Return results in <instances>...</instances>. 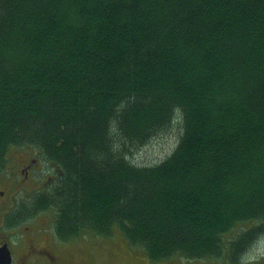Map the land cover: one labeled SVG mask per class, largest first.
Instances as JSON below:
<instances>
[{
  "label": "trees",
  "instance_id": "trees-1",
  "mask_svg": "<svg viewBox=\"0 0 264 264\" xmlns=\"http://www.w3.org/2000/svg\"><path fill=\"white\" fill-rule=\"evenodd\" d=\"M13 147L59 170L28 201L57 240L236 263L264 231V0H0V175Z\"/></svg>",
  "mask_w": 264,
  "mask_h": 264
},
{
  "label": "rangeland",
  "instance_id": "rangeland-1",
  "mask_svg": "<svg viewBox=\"0 0 264 264\" xmlns=\"http://www.w3.org/2000/svg\"><path fill=\"white\" fill-rule=\"evenodd\" d=\"M179 116H176V120L171 127L167 128L165 131L159 132L155 137L147 142L145 146L141 147L139 150L132 154V160L138 164H154L161 161L163 158L167 157L177 144V140L180 136V123L178 122ZM21 147H13L8 151V156L16 155L14 150ZM29 148H22L21 150H28ZM32 151V149H29ZM18 151V150H17ZM19 152H21L19 150ZM34 152V150H33ZM35 153V152H34ZM36 155L43 160L42 154L36 152ZM11 159L9 160V162ZM11 164L7 165V168L0 175V191L15 190L17 189V197H24L28 193L23 191L24 187L19 188L22 180L23 174L19 171L16 172ZM43 175L41 179L46 178L50 181L58 172V168L52 163H47L43 160L42 166ZM12 178L16 181V185H13ZM18 179L21 183L18 182ZM12 180V182H10ZM11 194V193H10ZM9 195V194H8ZM29 196V195H28ZM28 196H25L27 198ZM52 221L53 213L49 215ZM252 221L237 222L233 230L229 233H224L222 238L230 240L237 236L242 237L247 232L249 228H252ZM49 227L51 224L49 223ZM249 227V228H248ZM51 230V229H50ZM112 235H101L97 233L85 232L81 235L74 237L67 242L66 248L72 253H76L78 256L77 264H264V231L259 232L256 239L250 244L248 248L242 251L241 258L234 263L231 258H227V248L223 255L219 258L214 259H185L172 257L171 259H161L152 260L149 259L146 252L142 250L139 246H132L129 242H126L122 233L116 229H113ZM239 247V246H238ZM76 257V256H75Z\"/></svg>",
  "mask_w": 264,
  "mask_h": 264
},
{
  "label": "flooded vegetation",
  "instance_id": "flooded-vegetation-1",
  "mask_svg": "<svg viewBox=\"0 0 264 264\" xmlns=\"http://www.w3.org/2000/svg\"><path fill=\"white\" fill-rule=\"evenodd\" d=\"M21 149H15V157L13 154L9 160L13 163L11 167L23 174L24 182L18 179L22 184L19 188L24 187L21 189L29 196L17 197V189L0 191V264H77L76 253L66 248L69 240L61 242L52 234L49 227L52 211L31 212L29 208L31 195L50 181L47 176L41 179L44 171L39 155L29 150L31 148ZM15 181L12 182L14 186Z\"/></svg>",
  "mask_w": 264,
  "mask_h": 264
}]
</instances>
